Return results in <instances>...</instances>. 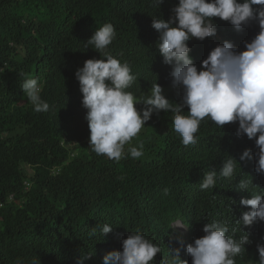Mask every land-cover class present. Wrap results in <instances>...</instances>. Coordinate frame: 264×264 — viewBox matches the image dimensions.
I'll return each instance as SVG.
<instances>
[{"label":"clouds","instance_id":"obj_1","mask_svg":"<svg viewBox=\"0 0 264 264\" xmlns=\"http://www.w3.org/2000/svg\"><path fill=\"white\" fill-rule=\"evenodd\" d=\"M150 4L162 12L152 17L140 54L115 51L117 31L112 23L103 24L66 62L57 85L45 92L47 100L41 97L43 81L26 76L20 87L33 110L49 111L50 96L58 95L71 123L89 133L92 151L117 162L126 154L144 157L143 142L134 144L140 134L148 132L167 145L169 135L195 145L201 124L208 122L222 130L232 124L225 134L233 147L255 141L257 152L245 149L239 157L230 151L217 171L203 174L199 186L196 179L188 182L195 192L177 188L186 197L173 215L155 213L154 195L144 185L134 189L124 181L119 195L88 188L93 200L84 202L80 218L54 216L15 242L9 240L3 245L11 256L30 245L32 254L17 262L0 250V264H236L246 246L263 235L264 0ZM240 163L244 169L238 172ZM57 172L54 167L52 173ZM220 179L227 203L202 210L205 203L196 192L214 190ZM32 189L38 187L21 174L0 182L1 198L8 194L10 201ZM64 224L66 232L57 241L52 230ZM256 251L253 264H264V237Z\"/></svg>","mask_w":264,"mask_h":264},{"label":"trees","instance_id":"obj_2","mask_svg":"<svg viewBox=\"0 0 264 264\" xmlns=\"http://www.w3.org/2000/svg\"><path fill=\"white\" fill-rule=\"evenodd\" d=\"M161 12L150 0H0V182H11L21 174L38 187L19 193L12 201L8 194L0 196V250L17 262L30 258L33 245L22 252L14 249L11 256L3 244L15 242L54 216H63L62 221L71 214L80 218L84 202L93 200L86 193L88 188L119 195L125 189L124 181L134 189L144 185L154 195L150 199L154 198L155 213L161 210L173 215L179 199L186 197L177 188L195 192L188 182L196 179L199 186L203 174L217 171L230 151L239 157L245 149L257 152L255 141L233 147L225 134L226 126L232 124L222 130L208 122L201 124L195 145L185 146L173 135L168 136L167 145L165 139L154 140L148 132L140 134L134 144L143 142L144 157L133 159L126 154L117 162L92 151L89 133L71 123L58 95L50 96L49 111L33 110L20 87L26 76L43 81L41 97L47 100L45 92L57 85L66 62L80 54L97 28L112 23L117 31L113 49L124 55L134 50L140 54L152 17ZM240 164L238 172L244 169ZM225 187L220 179L212 191L199 189L195 196L204 201L202 210L227 203ZM172 188L174 194L167 197ZM149 202L142 201L144 206ZM66 226L52 230L57 241ZM261 238L246 246L247 253L237 257L236 264H253L258 259L256 242Z\"/></svg>","mask_w":264,"mask_h":264}]
</instances>
